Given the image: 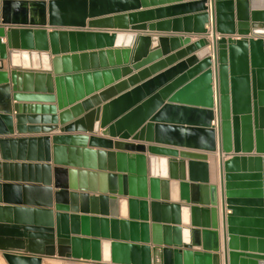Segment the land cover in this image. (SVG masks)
Listing matches in <instances>:
<instances>
[{
	"label": "water",
	"instance_id": "obj_1",
	"mask_svg": "<svg viewBox=\"0 0 264 264\" xmlns=\"http://www.w3.org/2000/svg\"><path fill=\"white\" fill-rule=\"evenodd\" d=\"M0 23L7 264H220V225L224 264H264V0H0ZM171 25L185 34L157 36L149 54V35L120 46L97 30ZM168 179L181 203L167 202ZM121 198L144 218H120Z\"/></svg>",
	"mask_w": 264,
	"mask_h": 264
},
{
	"label": "crops",
	"instance_id": "obj_2",
	"mask_svg": "<svg viewBox=\"0 0 264 264\" xmlns=\"http://www.w3.org/2000/svg\"><path fill=\"white\" fill-rule=\"evenodd\" d=\"M182 2H184V1H182ZM165 4H171V3H165ZM164 6H170V5H164ZM189 10L190 9H180V10H176V11L169 10L167 13L165 12V13H163L161 15H157L156 17L163 18V20L172 19V18H175V17L187 15ZM151 22H155V21L152 20ZM6 26L7 25H4V24L0 23V39H1L2 43H6V37H5V32H6V28H7ZM13 26H18V25H13ZM207 27L209 28L208 24H207ZM178 28H180L181 31L184 30L183 25H181V27H178ZM162 29L163 30L169 29L170 31H156V30H154V31H134V30H130V29H126V30L125 29H97V30H99L100 32H107L108 34L113 33V32L115 34H120V36H118V37L116 36V38L113 39L114 45H120V46H128L129 42L131 40V35H133V34L149 35V36H151V44L149 45L148 51L146 53V54H149L150 51H152L155 48L156 44H157V41H156V37L157 36L161 35V36H165V37H170V36L173 37V36H179L181 34H185L184 32H181V31L172 32V30H173V26L172 25L169 26V27H163ZM190 37H191V41H194L197 38L196 36H191V35H190ZM104 42L105 41H102V43H100V44H102V45L106 44ZM1 66H2V68H1L0 72L7 73L3 77V79H8L9 78V72L11 70V68L9 66L8 58H4V59L1 60ZM151 76H153V75H151ZM149 78H151V77H149ZM123 80H127V77L124 78ZM22 83L25 85V81L23 80V78H22ZM127 85H128V87H127V89H124L125 91L130 90L131 88H133V85H131L130 83H128ZM114 96H117V95H114ZM11 102L14 103L15 101H11ZM41 114L42 113H38V115H41ZM13 122L15 123V120H13ZM212 122L215 123L214 120ZM100 131L98 133H96V134H92V133H89V132H86V131H73V132H70V133H67V134H69V135H77V136H91V135H93V136H97V137H101V138H105V139H111V140H117L118 139L116 137L111 138V137H108V136H104V135L101 134ZM55 133L56 134H59V133L62 134V132H60V131H57ZM39 134H41V133H39ZM11 136L12 135H0V138H9ZM84 141L86 142L87 140H84ZM126 141L127 142L130 141V142H134L135 143V141H131L130 139H128ZM144 144L147 146V145H150V144H153V143H144ZM161 146H167V145H161ZM74 147H77V148H79V147L89 148L86 145L83 146V144H81V143L74 144ZM105 150L109 151V149H105ZM112 150L115 151L114 149H112ZM178 150H187V149L178 148ZM144 154H145V156L149 155L148 152H145ZM166 158H171V157H166ZM174 158L176 160H181V159H179V157H174ZM219 158H220V156H219L217 151L213 152V153H208L207 164H208V185H216V187H217V196H218V199L220 201ZM229 158H230V155L223 154V156H222L223 160H227ZM15 162H17V161H15ZM19 162H21V161H19ZM23 178L24 177L22 175V170H21V168H19L18 175L16 177H14L15 181H13V183L19 184V185L20 184H22V185L26 184L25 182L21 181ZM1 182H5V181H1ZM91 182L92 183H99L98 186H101V185L103 186L105 184V182L103 181L102 178H99V179L91 181ZM178 182L179 181L177 179H168V183H169L168 184V186H169V197H168V200H167L168 203H181L180 200H179ZM160 188H161V185H160ZM90 194H93V193H90ZM208 194H209V197H210V192ZM20 195L22 196V199H23V195H24V190L23 189L20 190ZM38 195H39V193H38ZM121 200H122V198H121ZM120 218H128V217H122L121 214H120ZM218 220H219V223L221 224L220 205L218 206ZM218 232H219V245H220V250L218 252H219V255H220V261H221L220 264H224L221 225H220V228H219ZM85 264H87V263H85ZM105 264H110V263H105Z\"/></svg>",
	"mask_w": 264,
	"mask_h": 264
},
{
	"label": "bare ground",
	"instance_id": "obj_3",
	"mask_svg": "<svg viewBox=\"0 0 264 264\" xmlns=\"http://www.w3.org/2000/svg\"><path fill=\"white\" fill-rule=\"evenodd\" d=\"M132 203V202H131ZM130 203V204H131ZM129 202L126 200L120 201V214L122 217L132 216L134 218H144L143 210L137 211L136 209H128ZM45 264H60L58 261L47 260ZM64 264H83V263H64Z\"/></svg>",
	"mask_w": 264,
	"mask_h": 264
},
{
	"label": "rangeland",
	"instance_id": "obj_4",
	"mask_svg": "<svg viewBox=\"0 0 264 264\" xmlns=\"http://www.w3.org/2000/svg\"><path fill=\"white\" fill-rule=\"evenodd\" d=\"M123 200H127V199L123 198ZM47 260L58 261V262H60V264H64V263H77V262H75V261H71V260H67V259H59V258L51 259V258H44L42 264H45V262H46ZM0 264H7V263L5 262V260H4V258H3L2 255H1V251H0Z\"/></svg>",
	"mask_w": 264,
	"mask_h": 264
}]
</instances>
